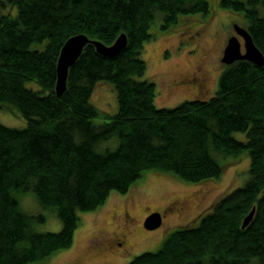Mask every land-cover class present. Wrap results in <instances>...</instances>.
I'll return each instance as SVG.
<instances>
[{
	"label": "trees",
	"instance_id": "trees-1",
	"mask_svg": "<svg viewBox=\"0 0 264 264\" xmlns=\"http://www.w3.org/2000/svg\"><path fill=\"white\" fill-rule=\"evenodd\" d=\"M218 3L244 18L243 27L264 55V0ZM0 5L17 9L15 15L0 14V108L13 106L26 119L24 127L0 122V264L40 263L71 247L79 212L97 210L113 190L128 192L147 170L203 183L222 174L217 155L238 158L243 152L250 165L242 186L219 197L198 220L171 231L158 250L126 264H264V64L224 63L211 97L173 107H157L156 83L137 78L147 67L140 53L155 36L152 27L168 28L181 15L208 14L210 0H0ZM79 33L106 45L124 33L127 44L115 56L87 44L58 96L59 52ZM99 82L116 90L114 113L90 102ZM97 117L101 124L93 122ZM113 138L117 144L111 148L107 141ZM28 191L55 211L60 230H35L45 217L23 211L14 195Z\"/></svg>",
	"mask_w": 264,
	"mask_h": 264
},
{
	"label": "rangeland",
	"instance_id": "rangeland-1",
	"mask_svg": "<svg viewBox=\"0 0 264 264\" xmlns=\"http://www.w3.org/2000/svg\"><path fill=\"white\" fill-rule=\"evenodd\" d=\"M218 1L210 0L208 14L181 15L168 28L162 29L159 24L152 27L155 36L144 43L140 53L147 67L137 78L156 83L157 107H173L186 99H207L216 92L225 66L221 61L223 50L228 38L235 34L233 25H245L243 17L221 8ZM16 12L14 6L0 5V14ZM239 38L243 51V39ZM29 85L38 89L34 82ZM90 102L103 112L114 113L116 90L109 83L99 82L93 88ZM0 122L11 127L26 125V119L13 106L0 108ZM93 122L101 124L103 118L97 117ZM233 136L246 138L243 132H233ZM107 142L113 144L111 148L117 144L116 138ZM217 157L224 165L222 174L203 183L187 182L172 173L145 171L128 192L113 190L97 210L79 212L80 223L71 247L34 264H126L142 252L158 250L171 231L198 220L219 197L248 180L250 158L246 152L238 158ZM14 195L23 211L45 217L44 221L35 222L36 231L60 230L61 222L55 211L43 208L32 191ZM155 211L161 213V224L148 229L143 224L144 216Z\"/></svg>",
	"mask_w": 264,
	"mask_h": 264
},
{
	"label": "water",
	"instance_id": "water-1",
	"mask_svg": "<svg viewBox=\"0 0 264 264\" xmlns=\"http://www.w3.org/2000/svg\"><path fill=\"white\" fill-rule=\"evenodd\" d=\"M233 29L235 34L228 38L223 50L221 61L225 64H230L238 59H246L257 66H262L264 64V55L254 44L248 30L237 23L233 25ZM238 36H241L243 39V51ZM87 44L94 45L97 52L102 55L115 56L126 46L127 37L124 33H121L111 45H106L101 41L93 40L83 33L75 34L67 38L60 49L57 59L55 90L58 96L62 95L66 89L69 67L76 62ZM254 210L255 208L253 207L243 219L242 227H245L250 222ZM161 220L160 212H151L145 218L144 226L148 229L156 228L161 224Z\"/></svg>",
	"mask_w": 264,
	"mask_h": 264
},
{
	"label": "flooded vegetation",
	"instance_id": "flooded-vegetation-1",
	"mask_svg": "<svg viewBox=\"0 0 264 264\" xmlns=\"http://www.w3.org/2000/svg\"><path fill=\"white\" fill-rule=\"evenodd\" d=\"M233 35V34H232ZM238 37H240V36H238ZM240 39V38H239ZM159 212V211H158ZM151 212H148L145 216H144V219H143V224H144V220H145V218L150 214ZM161 214V213H160ZM162 217V216H161ZM119 243H121V242H119ZM122 244V243H121Z\"/></svg>",
	"mask_w": 264,
	"mask_h": 264
}]
</instances>
